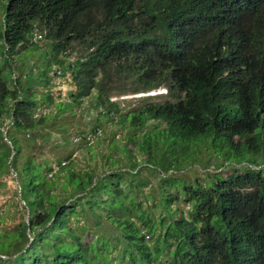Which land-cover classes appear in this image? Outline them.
Returning a JSON list of instances; mask_svg holds the SVG:
<instances>
[{
	"label": "trees",
	"instance_id": "trees-1",
	"mask_svg": "<svg viewBox=\"0 0 264 264\" xmlns=\"http://www.w3.org/2000/svg\"><path fill=\"white\" fill-rule=\"evenodd\" d=\"M0 38L14 75L0 66V128L15 149L0 176L13 167L29 211L0 220V264H264L263 162L252 158L264 155V0H8ZM22 50L41 54V71L23 73ZM54 67L77 99L59 109L92 95L90 131L103 133L101 117L122 130L107 152L92 148L101 134L84 147V166L24 152L46 137L37 109L53 98L37 87ZM163 87L126 111L113 98ZM203 147L247 165L192 183L177 172ZM154 179L158 202L140 196Z\"/></svg>",
	"mask_w": 264,
	"mask_h": 264
},
{
	"label": "rangeland",
	"instance_id": "rangeland-1",
	"mask_svg": "<svg viewBox=\"0 0 264 264\" xmlns=\"http://www.w3.org/2000/svg\"><path fill=\"white\" fill-rule=\"evenodd\" d=\"M7 1L8 0H0V32L3 30L5 3ZM34 41L41 46L40 48L51 51L50 43L48 41H39V39H34ZM5 51L4 41L0 38V66L4 67L5 78L8 82H10V77H14V75L11 74L12 68L10 67L9 63H7ZM76 56L77 52H74L71 60H74ZM22 57L27 64L24 70H22L24 74L27 73L31 67L34 68V73L41 71L44 65V60L39 52L22 50ZM14 61L15 64L17 61L20 62V57L18 55L15 56ZM19 73L20 71L16 70L15 77H17ZM60 73L61 70L55 67L52 68L49 74L53 76V81L44 83L45 85H47L44 88L37 87L39 90H42V92L51 95V98H53V102L49 105L40 104L37 109V116L39 118L46 115L49 116L45 128L42 129L44 132L43 136L45 135L46 137L44 139L42 137L38 139V146H25L24 152L27 153L31 151L33 154L38 155V160H41L45 157L50 158L53 165L56 164L55 159L57 157H67L72 153L73 158L78 160V166H84L90 159V153L84 147H86L87 145L95 144L94 140L96 138L88 136V134L92 133L90 129L93 128L95 122L99 123L98 118L100 108L95 106V98L90 95L88 97H82L79 100L80 102L78 104L75 103L72 106V109H59V103H66L77 100L75 97H73L75 86L73 84V80H71V74L68 73L66 76L59 77L58 75H60ZM55 74H57V77L55 76ZM164 89L165 87L149 92L139 93L119 92L114 94L113 98L119 100L121 102V108L126 111L139 106V102L142 99H145V97H147L148 95H152L153 99H161V97L166 96V93H164ZM100 121L103 133L101 132V129H98V134H101V139L106 137L108 139L101 141L102 143H100V146L92 147L94 148L95 153L96 151L99 152V150L101 149H106L105 151L107 152L111 140L110 137L119 138L122 133V130L118 129L119 127L114 121L107 120L103 117H101ZM3 130V128H0V163L8 155H12L13 153V148L11 147L10 142L6 140V135ZM84 132L87 133V137L86 135H84L85 137L83 136ZM31 135L32 133H28L26 135L22 134V136L26 139H29ZM82 137H84L85 140H82ZM76 142H79L81 144H77ZM98 155L101 156V154ZM199 157V162H192V165L185 167L182 171L177 172V174L183 175L188 181L192 183H205L207 176L210 173H215L222 179H224L229 174H237L238 172H240V168L247 165L246 163L238 164L236 162H227L223 159V157L219 155L218 157H215L214 152L210 151L206 147H203L202 152L199 154ZM252 158L256 159L259 162H263L261 167L264 171V155H253ZM134 171H136V169ZM143 176L150 177L145 173L143 174ZM14 178L15 172L13 170H10V172H6L2 176H0L1 227H12L17 222L26 217L25 210L22 208L23 202L21 201L19 194V185ZM157 182L158 180L154 179V186L151 188L150 185L146 184L145 188L143 189V193L140 196H143L144 193L147 194V192H149L150 190L152 192H155V194L157 195L159 193V190L157 188L154 189ZM158 197L159 195L155 197L156 200L154 202H158ZM149 203H151V201ZM181 206L186 209L188 208L185 203H181Z\"/></svg>",
	"mask_w": 264,
	"mask_h": 264
},
{
	"label": "water",
	"instance_id": "water-1",
	"mask_svg": "<svg viewBox=\"0 0 264 264\" xmlns=\"http://www.w3.org/2000/svg\"><path fill=\"white\" fill-rule=\"evenodd\" d=\"M4 132H5V138H6V140H8L9 142H10V144H11V141L8 139V137H7V129H4L3 130ZM13 148V147H12ZM14 153H15V149L13 148V153H12V155H11V157H10V163H11V159H12V157H13V155H14ZM11 167V171L13 170V167L12 166H10ZM14 171V170H13ZM15 176H17V174L15 173ZM16 182H17V184L19 185V194H20V198H21V201L23 202V203H25V201L22 199V197H21V185H20V183H19V181H18V179L16 178ZM26 220L28 221L29 220V211L27 212V216H26ZM34 239V237L32 236L31 237V240H33Z\"/></svg>",
	"mask_w": 264,
	"mask_h": 264
},
{
	"label": "built area",
	"instance_id": "built-area-1",
	"mask_svg": "<svg viewBox=\"0 0 264 264\" xmlns=\"http://www.w3.org/2000/svg\"><path fill=\"white\" fill-rule=\"evenodd\" d=\"M98 130L96 131V132H92V133H90V134H88V136H92V137H96L97 135H98Z\"/></svg>",
	"mask_w": 264,
	"mask_h": 264
},
{
	"label": "clouds",
	"instance_id": "clouds-1",
	"mask_svg": "<svg viewBox=\"0 0 264 264\" xmlns=\"http://www.w3.org/2000/svg\"><path fill=\"white\" fill-rule=\"evenodd\" d=\"M165 90V92L164 93H166L167 91H166V89H164Z\"/></svg>",
	"mask_w": 264,
	"mask_h": 264
}]
</instances>
